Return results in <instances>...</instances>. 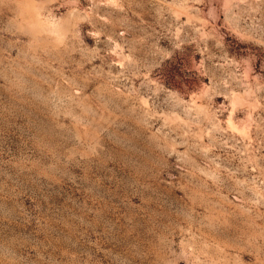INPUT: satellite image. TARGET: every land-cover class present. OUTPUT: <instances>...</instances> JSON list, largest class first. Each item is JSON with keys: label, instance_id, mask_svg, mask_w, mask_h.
I'll use <instances>...</instances> for the list:
<instances>
[{"label": "rangeland", "instance_id": "rangeland-1", "mask_svg": "<svg viewBox=\"0 0 264 264\" xmlns=\"http://www.w3.org/2000/svg\"><path fill=\"white\" fill-rule=\"evenodd\" d=\"M0 264H264V0H0Z\"/></svg>", "mask_w": 264, "mask_h": 264}]
</instances>
